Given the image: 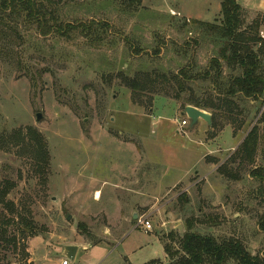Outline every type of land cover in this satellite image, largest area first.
Returning <instances> with one entry per match:
<instances>
[{
  "label": "rangeland",
  "instance_id": "374dc122",
  "mask_svg": "<svg viewBox=\"0 0 264 264\" xmlns=\"http://www.w3.org/2000/svg\"><path fill=\"white\" fill-rule=\"evenodd\" d=\"M253 1L252 6H261L262 0ZM35 2L48 13L53 27L48 36L24 17L0 15V264H62L68 246L80 251L71 264H123L125 257L132 264L149 262L150 249L137 251L136 246L151 236L136 232L119 244L130 225L107 220L101 209L111 189L120 199H131L111 183L124 182L131 190L150 185L140 179L134 186L135 180L111 171L116 154L106 145L113 139L146 145L138 149L146 155L148 150L168 170L161 211L139 212L151 223V235L165 238L196 221L197 233L236 238L252 255H260L264 194L250 178L252 168L229 166L240 175L238 182L221 180L219 171L205 178V168L212 166L206 162L196 174L198 155L190 151L194 137L176 135L173 126L184 112L175 100L174 75L191 64L203 76L220 47L194 22L219 23L223 0ZM259 15L264 13L247 11V24ZM91 23L96 25L88 31L77 28ZM236 74L226 70L225 75ZM122 77L148 80L145 91L126 88ZM192 88L209 101L210 80L200 77ZM235 103L240 109L231 105L216 133L204 139L212 141L224 127L246 132L257 120L256 163L263 166L264 104L254 110L247 102ZM186 171H192L190 177L173 187ZM190 186L183 194L187 203L179 197ZM97 190L103 194L100 204L94 203Z\"/></svg>",
  "mask_w": 264,
  "mask_h": 264
},
{
  "label": "trees",
  "instance_id": "16d2710c",
  "mask_svg": "<svg viewBox=\"0 0 264 264\" xmlns=\"http://www.w3.org/2000/svg\"><path fill=\"white\" fill-rule=\"evenodd\" d=\"M0 15L10 18H21L36 23L42 34L48 36L53 27L50 25L48 13L40 8L35 0H0ZM247 11L242 8L236 0H223L221 4L219 23L211 24L204 22H194L195 25L203 27L207 37L219 44L218 56L211 59L209 67L205 69L203 76L194 72L193 65L183 67L174 75V83L177 87L175 100L182 102L185 109L193 106L212 114L213 125L222 118L226 110L231 105L239 110L235 103L257 101L264 104V39L260 36L264 28V15H259L249 25L246 20ZM96 23L88 26L77 27L83 31L93 28ZM109 28L106 24H101ZM100 25V26H101ZM76 30V27H69ZM62 27L59 30L62 31ZM197 44V43H195ZM226 70L238 72L236 75L226 77ZM234 74V73H233ZM157 76V74L155 73ZM164 76V75H163ZM157 76V77H163ZM202 77L211 81L213 89L208 94L209 101L200 99L192 88V84ZM150 78V76H149ZM147 78V79H149ZM227 79V83L224 81ZM126 88L133 92L145 91V84L139 79H128L122 77ZM152 84L156 80H149ZM151 84V85H152ZM185 96V97H184ZM215 99L212 100V99ZM217 99V101H216ZM264 117V113L262 118ZM225 125V124H224ZM223 126V125H222ZM260 147V136L257 125H255L241 146L237 149L230 162L219 168V172L224 179L239 181L237 173L232 172L229 166L237 164L236 169L250 166V178L260 183L264 194V165L257 164L258 151ZM264 158V156H263ZM1 197L6 194L2 193ZM179 199H184L189 203L185 195ZM196 221L187 222V230L171 231L166 237H161L164 254L169 264H264V251L260 255H252L246 246L236 238L218 240L211 235H201L194 231ZM259 229L264 234V218L259 223ZM161 260H152L146 264H166ZM130 264V263H126Z\"/></svg>",
  "mask_w": 264,
  "mask_h": 264
},
{
  "label": "crops",
  "instance_id": "0c3cea01",
  "mask_svg": "<svg viewBox=\"0 0 264 264\" xmlns=\"http://www.w3.org/2000/svg\"><path fill=\"white\" fill-rule=\"evenodd\" d=\"M237 3L247 11H260L264 13V0L260 2V7L252 6L254 1L253 0H236ZM221 12V10H220ZM260 102L257 101H249V107L257 110V106H259ZM210 114V112H208ZM212 116V114H211ZM182 120H186L189 122V126L187 128L182 127L181 123L177 120L174 121L173 126L175 127V134L180 136H189L194 137V140L191 144L190 151L196 153L197 159L195 164L193 165V170L196 174L199 173L196 168L204 164H212L211 167L205 168L206 174L205 178L212 175L214 172L218 171L220 167L228 164L230 162L231 157L235 154L237 149L241 146L251 128L245 132V129H239L236 133L235 129L231 127H224L220 130V134H215L214 139L212 141H208L204 139L207 134L216 133L215 130L219 127V120H217V124L215 123V128L211 131V127H209L203 120L199 119L197 125L193 128L191 127V122L182 114ZM257 120H254V126L257 125ZM212 125H213V117H212ZM120 134V133H119ZM121 135V134H120ZM196 136V138H195ZM213 136V135H212ZM158 144V143H156ZM139 147L146 149V145L142 143L138 145ZM138 146L132 142H124L121 140H110L107 141L106 147H111V153L116 154V162L113 167H111V171L121 177V179H133L135 182L133 183L134 186L139 185V180H149L150 185H146L145 187H137L136 189L132 188H124V182L120 184H110L112 186H116V189L121 191V194H127L130 196L131 199L124 200L123 198L120 199L115 193L114 189H111L110 194L108 195L107 199H105V205L101 208L107 216V220H115V222L121 223L124 225L129 224L131 230L122 238L119 244L132 233H141L145 234V236L150 237L149 239L145 240L142 245L136 246L137 251H142L145 249H150V259L149 262L152 260H158L160 253H162L163 257L165 256L163 246L161 243V237L163 235H158L155 237L151 235L152 231H147L145 228L140 226L137 228L136 221L140 218V211L146 210L148 214H152V211L160 212L161 207H159L161 200L163 197L167 195V188H165V180L168 177V170L164 167L156 158V156H150L148 150L146 151L147 155L145 154L144 150L138 149ZM104 152V151H103ZM223 152H229L228 155H223ZM215 159L219 160L218 166L213 163H217ZM215 161V162H214ZM209 162V163H208ZM257 166V163H256ZM192 171H186V176L184 178H180L178 181L175 182L173 187H176L186 179H188L192 173ZM142 176H140V175ZM128 176V177H126ZM170 176V175H169ZM183 179V181H181ZM221 180L223 177L221 176ZM103 185L107 186L108 183H103ZM192 187H188L185 191L183 190L181 194L189 193ZM114 191V194H113ZM127 192V193H126ZM99 195V196H98ZM103 194L97 190L94 203L100 204L103 200ZM145 212V213H146ZM153 212V213H154ZM135 217H137L135 219ZM130 220V221H129ZM123 222V223H122ZM130 222V223H129ZM180 228V227H179ZM118 244V245H119ZM117 245V246H118ZM113 249V248H112ZM80 254V251H77L75 256L74 262L77 259V256ZM154 255V256H153ZM166 259V256L164 257ZM130 263V260L125 257L123 259V264ZM72 263V262H71ZM148 263V262H147ZM146 264V263H144Z\"/></svg>",
  "mask_w": 264,
  "mask_h": 264
},
{
  "label": "water",
  "instance_id": "95a60500",
  "mask_svg": "<svg viewBox=\"0 0 264 264\" xmlns=\"http://www.w3.org/2000/svg\"><path fill=\"white\" fill-rule=\"evenodd\" d=\"M183 115L187 116V118L190 120L192 128L195 125H197L199 119L203 120L209 127L212 126V116H211V114H209L206 111H203V110H200L198 108H195L193 106L186 107L184 109ZM40 120H41V115H37V121H40ZM136 218L137 217H135V219ZM179 230L182 231V228H180ZM77 251H78L77 247L68 246V247L65 248V257L67 259H69L70 261H74ZM158 259L159 260H163L164 259L162 253H160ZM166 264H169V263H166Z\"/></svg>",
  "mask_w": 264,
  "mask_h": 264
},
{
  "label": "built area",
  "instance_id": "2783aa9c",
  "mask_svg": "<svg viewBox=\"0 0 264 264\" xmlns=\"http://www.w3.org/2000/svg\"><path fill=\"white\" fill-rule=\"evenodd\" d=\"M261 37L264 39V33H261ZM181 126L182 127H187V126H189V122L186 121V120H183L181 122ZM138 225L139 226H142L147 231H152V225H151V223L148 220L144 219V218H140L138 220ZM62 264H71V262H70L69 259H65Z\"/></svg>",
  "mask_w": 264,
  "mask_h": 264
},
{
  "label": "bare ground",
  "instance_id": "6f19581e",
  "mask_svg": "<svg viewBox=\"0 0 264 264\" xmlns=\"http://www.w3.org/2000/svg\"><path fill=\"white\" fill-rule=\"evenodd\" d=\"M99 196V195H98Z\"/></svg>",
  "mask_w": 264,
  "mask_h": 264
}]
</instances>
